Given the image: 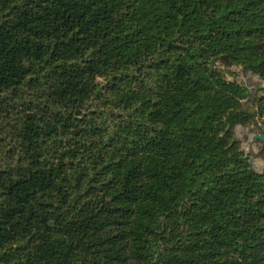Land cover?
<instances>
[{
	"label": "trees",
	"instance_id": "1",
	"mask_svg": "<svg viewBox=\"0 0 264 264\" xmlns=\"http://www.w3.org/2000/svg\"><path fill=\"white\" fill-rule=\"evenodd\" d=\"M232 67L264 0H0V264H264Z\"/></svg>",
	"mask_w": 264,
	"mask_h": 264
},
{
	"label": "rangeland",
	"instance_id": "2",
	"mask_svg": "<svg viewBox=\"0 0 264 264\" xmlns=\"http://www.w3.org/2000/svg\"><path fill=\"white\" fill-rule=\"evenodd\" d=\"M231 71H235L236 78L245 81L251 91L252 99L248 100L247 106L255 110L254 98L264 95V80L252 74L241 72L240 68L232 67ZM229 78H233L231 74H227ZM236 138L241 140V147L245 154L249 156L252 167L258 171H264V143L259 140H253L252 135L255 133L264 135V116L258 115L256 122L248 126L237 125L234 128Z\"/></svg>",
	"mask_w": 264,
	"mask_h": 264
},
{
	"label": "water",
	"instance_id": "3",
	"mask_svg": "<svg viewBox=\"0 0 264 264\" xmlns=\"http://www.w3.org/2000/svg\"><path fill=\"white\" fill-rule=\"evenodd\" d=\"M252 138H253V140H259V141L264 143V135L263 134L255 133L252 135Z\"/></svg>",
	"mask_w": 264,
	"mask_h": 264
}]
</instances>
